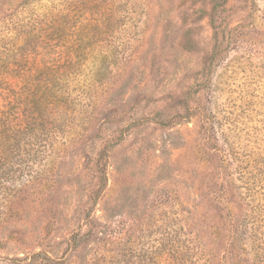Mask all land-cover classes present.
<instances>
[{
  "label": "rangeland",
  "instance_id": "obj_1",
  "mask_svg": "<svg viewBox=\"0 0 264 264\" xmlns=\"http://www.w3.org/2000/svg\"><path fill=\"white\" fill-rule=\"evenodd\" d=\"M2 65L51 74L68 105L0 213V264H184L192 244L215 263L220 155L233 211L264 214V0H0Z\"/></svg>",
  "mask_w": 264,
  "mask_h": 264
},
{
  "label": "trees",
  "instance_id": "obj_2",
  "mask_svg": "<svg viewBox=\"0 0 264 264\" xmlns=\"http://www.w3.org/2000/svg\"><path fill=\"white\" fill-rule=\"evenodd\" d=\"M210 23L216 36L210 54L212 59L218 51L219 40L218 25L213 16L210 17ZM20 70L22 71V68ZM23 71L18 80L12 81L9 78L13 76V70L9 66H0V213L4 206L9 208L19 205L22 199L19 196L30 188L36 172L33 165L48 157V149L55 145V140L63 129L68 105L64 88H60V85L51 79V74H42L26 81L28 75L25 77V69ZM107 158V149L104 148L100 151L97 161L99 184L95 198L100 196L106 184ZM223 161V156L220 155L218 191L219 198L225 202L228 220L220 234L226 237L225 242L230 248L227 252L224 250L214 263L209 259L200 262L195 258V246L187 245L184 264H264V214L255 217L253 222V217L246 212V204L240 206V202L236 215L231 207L233 202L226 200L233 188L230 181L225 179ZM263 178L264 173L260 181ZM262 189L261 200L264 205V187ZM246 238H249L251 243L249 258L242 244ZM47 259L50 264L61 263V260Z\"/></svg>",
  "mask_w": 264,
  "mask_h": 264
}]
</instances>
